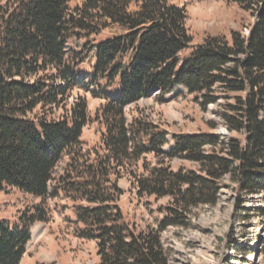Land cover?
<instances>
[{
  "label": "trees",
  "instance_id": "1",
  "mask_svg": "<svg viewBox=\"0 0 264 264\" xmlns=\"http://www.w3.org/2000/svg\"><path fill=\"white\" fill-rule=\"evenodd\" d=\"M70 1L0 0V191L39 199L14 222L0 219V264L21 263L32 226L50 220L47 200L59 194L74 203L76 235L96 243L98 264H167L161 233L198 205L214 204L225 175L241 193L264 192V0H226L255 17L248 34L206 36L186 56L187 14L169 0ZM110 25L122 31L80 50L68 45ZM86 51L94 62L84 79L78 73ZM177 86L199 95L203 107L225 99L219 116L227 142L218 133L168 140L165 129L127 119L128 105ZM76 88L103 100L95 117L100 141L88 149L81 140L91 119L86 97L68 102ZM58 109L62 114L50 117ZM173 160L197 170H174ZM124 171L139 197L170 199L155 227L125 220L118 206Z\"/></svg>",
  "mask_w": 264,
  "mask_h": 264
},
{
  "label": "rangeland",
  "instance_id": "2",
  "mask_svg": "<svg viewBox=\"0 0 264 264\" xmlns=\"http://www.w3.org/2000/svg\"><path fill=\"white\" fill-rule=\"evenodd\" d=\"M80 2L81 0H71L69 6L73 7ZM169 2L183 8L187 14L185 26L192 41L182 56H186L191 46L200 44L206 36L219 35L230 40L231 31L247 35L246 31H249L255 21L250 12L226 0ZM121 31L119 27L110 25L99 35H82L77 40H70L68 45L80 50L83 44L89 45ZM93 62L92 53L86 51L79 66L80 78L86 79L92 75ZM77 94L86 97L91 118L81 136L83 147L88 149L100 141L103 126L95 117L103 100L92 96L88 91L76 88L68 102H72ZM199 98V95L189 94L183 87L177 86L163 97L155 92L150 97L142 98L128 105L124 111L128 120L142 118L165 129L168 132V140L173 133H218L221 139L227 142L230 136L219 116L225 99L203 107ZM62 111L55 110L50 117L58 118ZM167 147H170V144L165 148ZM145 160L152 165L156 163L151 154L145 155ZM66 161L65 157L58 163L54 178L57 179L63 174ZM141 164L142 159L137 163L139 173L142 172ZM170 164L174 170L180 166L186 170H197L196 165L186 161L173 160ZM118 186L123 191L118 206L125 220L137 228L155 227L171 206L168 197H139L136 194L134 179L125 171L118 180ZM38 201L39 199L15 188L9 187L0 191V219L14 222L22 211ZM73 205L74 203L62 194L48 198L50 220L46 223L37 222L32 226L31 239L20 264H98L96 243L76 235ZM183 222L181 225L169 226L161 233L167 264H264L263 191L252 195L241 193L230 176L225 175L220 180L216 202L200 204L191 209Z\"/></svg>",
  "mask_w": 264,
  "mask_h": 264
},
{
  "label": "built area",
  "instance_id": "3",
  "mask_svg": "<svg viewBox=\"0 0 264 264\" xmlns=\"http://www.w3.org/2000/svg\"><path fill=\"white\" fill-rule=\"evenodd\" d=\"M246 32H248V30Z\"/></svg>",
  "mask_w": 264,
  "mask_h": 264
}]
</instances>
